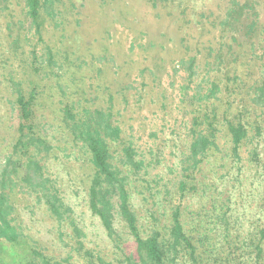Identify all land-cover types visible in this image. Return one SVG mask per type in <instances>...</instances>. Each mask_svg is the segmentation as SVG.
<instances>
[{
  "label": "rangeland",
  "instance_id": "1",
  "mask_svg": "<svg viewBox=\"0 0 264 264\" xmlns=\"http://www.w3.org/2000/svg\"><path fill=\"white\" fill-rule=\"evenodd\" d=\"M233 1L244 0H41L37 30L26 0H0V169L18 137L17 95L33 90L35 131L50 149L37 151L44 175L72 208L85 247L109 264L117 263V250L89 210L90 157L64 122L65 106L76 118L94 110L107 114L120 128L122 143L131 144L143 162L130 180L142 232L163 223L179 202L180 179L187 184L179 202L182 221L187 229L208 227L216 264L241 256L226 250L222 227L212 224L223 207L231 217L230 232L239 239L264 224V189L246 162L251 146L240 150L242 162L235 167L224 122L245 106L250 135L260 128L257 149L264 158V109L252 108L248 99V88L264 70V9L259 12L257 5L258 33L250 44L228 47L220 23ZM213 84L218 91L210 96ZM213 110L219 121L213 125L216 148L186 177L194 115L208 113L211 121ZM16 199L22 230L38 251L58 260L75 258L67 229L59 228L42 203L24 189ZM208 208L212 216L206 215ZM114 225L125 251H133L134 241L118 218ZM13 251L2 252L0 264H27L30 252Z\"/></svg>",
  "mask_w": 264,
  "mask_h": 264
},
{
  "label": "trees",
  "instance_id": "2",
  "mask_svg": "<svg viewBox=\"0 0 264 264\" xmlns=\"http://www.w3.org/2000/svg\"><path fill=\"white\" fill-rule=\"evenodd\" d=\"M263 4L264 1L261 3V0L231 3L224 20L220 23L222 31L229 36L231 43L228 47L239 42L240 45L250 44L258 33L257 5H260V12L264 9ZM25 8L28 17L39 30L41 0H26ZM261 31L264 47V26ZM218 56H221L220 51ZM212 86L210 96L213 95V91H218L217 85ZM35 97L33 90L28 95L23 93L17 95L18 137L11 155L0 169V254L10 251L13 255L14 248L22 247L24 252H30L26 255L27 264H77L70 259H76L77 262H81L80 264H109L103 257L95 255L85 247V234L72 208L62 199L53 181L44 175L40 158L42 154L37 151L42 150V153L47 154L50 149L35 131L32 103ZM248 99L252 108L264 109V70L248 88ZM236 112L232 119H224L231 146L232 163L238 167L242 162L240 150L251 146L246 162L254 169L264 189V158L257 149L261 138L260 128L255 127L256 136L252 137L246 107L241 106ZM196 114L198 115V112ZM196 114L192 122L188 155L185 157L190 167L182 170L186 172V177L193 175L207 152L216 148L217 133L213 125L218 124L219 121L215 111L211 112V121L208 113L202 116ZM63 119L67 120L64 122L66 124L68 122L74 139L88 150L92 170L88 189V207L93 216L98 218L113 248L117 250L116 264H216V261H212L216 248L212 243L207 245L208 232H210L206 230L208 227L203 226V231L194 225L191 229H187L182 221V204L179 202L184 199L187 189L184 180L180 179L178 184L179 202L176 200L170 206L165 221L161 224L154 222L149 225L148 231L142 232L139 217L131 203L130 180L138 176L143 162L136 159L132 145L122 143L120 128L110 123L108 115L102 111L94 110L89 116L76 118L71 114L70 107L65 106ZM22 189L42 203L61 230L67 229V234L64 233L69 239L70 251L75 258L74 256L60 260L49 258L40 253L30 237L24 233L16 199ZM262 197L264 204V191ZM212 204L214 205L215 202L212 201ZM222 210L217 217H214L216 220L212 224L222 227L220 235L227 245L226 250L241 252L240 258L233 259L232 264H264V224L262 227L257 226L254 230H249L239 239L230 232L229 227L232 222L231 217L227 215V207H223ZM207 212L212 216L209 208L206 215ZM116 218L132 237L133 251L126 252L123 248L120 235L114 225ZM219 250L217 255L221 259L222 252ZM224 263H229L227 258Z\"/></svg>",
  "mask_w": 264,
  "mask_h": 264
}]
</instances>
